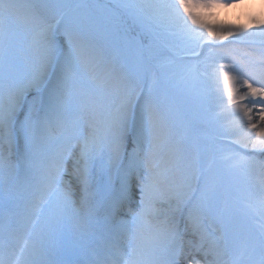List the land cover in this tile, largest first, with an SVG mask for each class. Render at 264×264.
Returning a JSON list of instances; mask_svg holds the SVG:
<instances>
[{"label": "snow or ice", "instance_id": "obj_1", "mask_svg": "<svg viewBox=\"0 0 264 264\" xmlns=\"http://www.w3.org/2000/svg\"><path fill=\"white\" fill-rule=\"evenodd\" d=\"M240 2L0 0V264H264V20L215 22Z\"/></svg>", "mask_w": 264, "mask_h": 264}, {"label": "rangeland", "instance_id": "obj_2", "mask_svg": "<svg viewBox=\"0 0 264 264\" xmlns=\"http://www.w3.org/2000/svg\"><path fill=\"white\" fill-rule=\"evenodd\" d=\"M241 1H245V0H241ZM100 2L101 3H113V2H115V0H100ZM224 2L227 3V0H224ZM225 12L227 13V15H225ZM228 13L231 14V11H229L227 9V7H222V9H218V11L215 12V18L221 19L223 17L224 19H226L224 23L229 22V24H231V25L235 24L236 21H239L240 26H248V27H250V29H254L258 25L259 21L264 20V10H261L260 14L255 18L254 21L248 22L247 24L244 23L246 20L243 18V17H245L244 15L246 13L245 10H241L238 13V16H236L235 18H232V19H230V16ZM227 18L229 20H227ZM239 46H242V48L246 47L245 45H239ZM177 87H182V85L177 84ZM200 132H201V130L198 127H191L188 129V135L189 136L199 135ZM226 142H230V141H226Z\"/></svg>", "mask_w": 264, "mask_h": 264}, {"label": "bare ground", "instance_id": "obj_3", "mask_svg": "<svg viewBox=\"0 0 264 264\" xmlns=\"http://www.w3.org/2000/svg\"><path fill=\"white\" fill-rule=\"evenodd\" d=\"M218 9H222V7L217 8L214 11L216 12V11H218ZM227 9L229 11H231V14L228 13L230 16V19L238 16V13L241 10H245L246 11V13L244 15L245 17H243V18L246 20L244 23L247 24L248 22L253 21L250 18H256L260 14L261 10H264V0H247V1L245 0V1L240 2L239 4L230 5L227 7ZM225 15H227L226 12H225ZM225 20L226 19H224L223 17L221 19L215 18V22H217V23H221V22L224 23ZM227 20H229V19L227 18ZM228 24H229V22H228ZM233 25L240 26L239 21H236L235 24H233ZM238 47L242 48V46H238Z\"/></svg>", "mask_w": 264, "mask_h": 264}]
</instances>
